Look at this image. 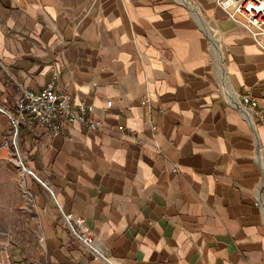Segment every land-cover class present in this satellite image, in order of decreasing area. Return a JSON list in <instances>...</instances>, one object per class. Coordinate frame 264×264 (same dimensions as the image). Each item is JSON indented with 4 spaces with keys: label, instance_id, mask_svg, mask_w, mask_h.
<instances>
[{
    "label": "crops",
    "instance_id": "1",
    "mask_svg": "<svg viewBox=\"0 0 264 264\" xmlns=\"http://www.w3.org/2000/svg\"><path fill=\"white\" fill-rule=\"evenodd\" d=\"M51 81L97 128L20 127L22 264H264V51L216 0H0V106Z\"/></svg>",
    "mask_w": 264,
    "mask_h": 264
},
{
    "label": "built area",
    "instance_id": "2",
    "mask_svg": "<svg viewBox=\"0 0 264 264\" xmlns=\"http://www.w3.org/2000/svg\"><path fill=\"white\" fill-rule=\"evenodd\" d=\"M228 19L241 27L253 41L264 51V0H216ZM61 92L54 81L46 84L41 92L24 90L17 102L16 111L10 112L0 106L10 120L14 136L17 137L21 126L35 125L55 134L65 132L74 123L88 124L92 129L97 124L86 118L87 107L81 105L79 110L70 104V95L66 94L60 102ZM244 110L249 115L254 109L255 101L250 95L243 97ZM23 171L39 180L34 172L21 163ZM63 221L73 236L90 252L103 257L99 242L85 226L82 218L61 211Z\"/></svg>",
    "mask_w": 264,
    "mask_h": 264
},
{
    "label": "rangeland",
    "instance_id": "3",
    "mask_svg": "<svg viewBox=\"0 0 264 264\" xmlns=\"http://www.w3.org/2000/svg\"><path fill=\"white\" fill-rule=\"evenodd\" d=\"M64 1L71 7L82 8L89 0ZM9 137L11 140L6 144L10 147L11 156L7 158L0 154V264H22L21 260L30 251V243L36 239L29 236V222L26 220L32 200L27 186V175L30 174L23 171L21 163L27 165L16 147V137L12 133ZM2 145L5 143L0 136V150Z\"/></svg>",
    "mask_w": 264,
    "mask_h": 264
}]
</instances>
